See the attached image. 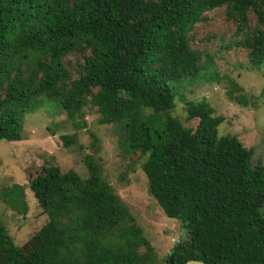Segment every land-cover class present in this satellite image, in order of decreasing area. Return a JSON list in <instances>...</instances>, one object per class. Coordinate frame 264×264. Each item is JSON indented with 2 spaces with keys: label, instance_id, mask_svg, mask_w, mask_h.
<instances>
[{
  "label": "trees",
  "instance_id": "1",
  "mask_svg": "<svg viewBox=\"0 0 264 264\" xmlns=\"http://www.w3.org/2000/svg\"><path fill=\"white\" fill-rule=\"evenodd\" d=\"M218 9L236 27L225 47L252 49L262 69L264 0H0V141H22L25 116L46 102L75 123L94 108L102 124L124 126L130 149L146 156L151 195L190 235L167 264H264V166H253L254 150L219 136L224 117L207 99L186 102L196 130L168 118L177 83L212 75L196 28ZM84 162L87 179L47 166L30 181L48 223L20 249L0 219V264H157L101 163ZM24 196L17 184L3 194L23 214Z\"/></svg>",
  "mask_w": 264,
  "mask_h": 264
},
{
  "label": "rangeland",
  "instance_id": "2",
  "mask_svg": "<svg viewBox=\"0 0 264 264\" xmlns=\"http://www.w3.org/2000/svg\"><path fill=\"white\" fill-rule=\"evenodd\" d=\"M207 16L205 22L197 25L196 41L200 49L211 55L212 62L208 59L203 62L210 64L212 75L204 72L202 78L177 83L176 107L168 113V118L178 119L184 126L196 130L200 121L188 120L186 102L207 99L216 114L224 117L219 136L238 137L247 149L254 150L253 166H264V64L262 69L251 64L252 49L225 47L236 27L227 19L224 9ZM254 21L253 17V28ZM78 61L79 58H70L71 70L75 71ZM232 82L242 90H236ZM93 89L96 93L103 91L99 85ZM229 91L242 100L233 99ZM24 120L22 141H0V219L18 248H24L49 220L30 189V181L47 166H58L63 172L75 171L87 179L89 171L84 157L88 154L101 163L104 178L142 228L155 250L157 264H167L173 249L190 241L182 223L168 218L151 195L143 170L146 156L130 149L124 126L102 124L94 108H86L84 119L75 123L53 102L44 103ZM63 136L74 139L70 147H65ZM16 184L24 186L25 214L3 198L7 189Z\"/></svg>",
  "mask_w": 264,
  "mask_h": 264
},
{
  "label": "water",
  "instance_id": "3",
  "mask_svg": "<svg viewBox=\"0 0 264 264\" xmlns=\"http://www.w3.org/2000/svg\"><path fill=\"white\" fill-rule=\"evenodd\" d=\"M188 264H205V263L201 261L193 260V261L188 262Z\"/></svg>",
  "mask_w": 264,
  "mask_h": 264
}]
</instances>
